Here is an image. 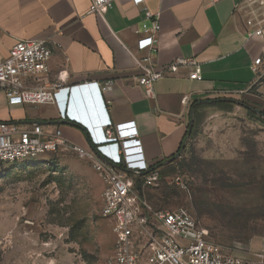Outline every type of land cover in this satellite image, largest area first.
<instances>
[{
    "label": "crops",
    "instance_id": "obj_1",
    "mask_svg": "<svg viewBox=\"0 0 264 264\" xmlns=\"http://www.w3.org/2000/svg\"><path fill=\"white\" fill-rule=\"evenodd\" d=\"M89 2L0 0V55L18 40H45L52 55L41 83L61 85L54 104L9 105L0 92V120L41 124L48 132L59 127L69 141L113 163L119 144L106 139L105 128L134 121L145 163L161 170L181 150L192 103L264 88V38L250 37L254 28L246 25L264 18V0H114L103 16L90 12ZM145 10L157 13L160 25L150 54L164 75L153 98L144 96L127 51L146 52L136 48L143 24H150ZM191 59L199 65L197 79L189 78ZM107 81L113 87L103 92Z\"/></svg>",
    "mask_w": 264,
    "mask_h": 264
},
{
    "label": "rangeland",
    "instance_id": "obj_2",
    "mask_svg": "<svg viewBox=\"0 0 264 264\" xmlns=\"http://www.w3.org/2000/svg\"><path fill=\"white\" fill-rule=\"evenodd\" d=\"M249 91L201 102L179 156L141 188L151 208H187L211 241L242 256L259 250L264 228V122L242 105L264 111V88ZM101 191L73 151L2 165L0 264H105L114 234L99 214Z\"/></svg>",
    "mask_w": 264,
    "mask_h": 264
},
{
    "label": "built area",
    "instance_id": "obj_3",
    "mask_svg": "<svg viewBox=\"0 0 264 264\" xmlns=\"http://www.w3.org/2000/svg\"><path fill=\"white\" fill-rule=\"evenodd\" d=\"M114 0H90L89 11L99 16L112 6ZM216 1V0H212ZM140 5L143 0H132ZM150 24H143V36L136 41L141 56L127 49L140 74L137 83L145 97H154V83L164 75L156 69L150 51L154 34L160 29L158 14L145 10ZM247 26L254 29L248 35L264 38V18H249ZM52 46L45 40L23 39L13 43L7 54L0 55V92L9 105L54 104L61 85L41 83L48 71ZM180 59L178 63H183ZM192 67L189 78L197 79L198 62L188 61ZM261 58L253 60L252 70L258 71ZM111 81L101 84V90L110 91ZM107 140L119 144V159L113 163L101 157L94 149L76 145L65 138L59 127L45 131L41 124H21L0 120V167L35 158L42 154L73 151L87 159L104 187L101 192L99 214L112 224L114 241L105 264H264V228L259 236V250L238 255L210 240L208 231L185 207L172 210L153 209L134 187L139 179L143 186L159 183V169L150 168L144 161L134 121L109 125L105 128ZM173 182L184 192L189 190L188 178L175 174Z\"/></svg>",
    "mask_w": 264,
    "mask_h": 264
},
{
    "label": "trees",
    "instance_id": "obj_4",
    "mask_svg": "<svg viewBox=\"0 0 264 264\" xmlns=\"http://www.w3.org/2000/svg\"><path fill=\"white\" fill-rule=\"evenodd\" d=\"M217 104H218V102H217ZM201 105V103H198V104H196L195 102L194 103H192L191 104V108H193L194 109V116L196 117V115H197V108L199 107ZM263 111V110H262ZM264 112V111H263ZM247 113L250 115V116H253V117H256L257 119H259V120H261L262 122H264V120L260 117V116H258L257 114H255L254 112H252L250 109H247ZM194 124H195V122H194ZM194 124H193V127H192V129H191V131H190V133L193 131V128H194ZM188 127H189V124L187 125V129H188ZM186 135H187V132H186ZM167 161V159H163V160H161V161H159L158 162V164L159 165H162L164 162H166ZM172 163V161L171 162H169L167 165H170ZM166 166V165H165ZM160 172V171H159ZM143 187V185L141 184V182H140V180L139 179H136L135 180V188L138 190V193L142 196V197H144L145 198V196L142 194V192H141V188ZM146 199V198H145ZM148 203V202H147ZM149 204V203H148ZM150 206V205H149Z\"/></svg>",
    "mask_w": 264,
    "mask_h": 264
},
{
    "label": "water",
    "instance_id": "obj_5",
    "mask_svg": "<svg viewBox=\"0 0 264 264\" xmlns=\"http://www.w3.org/2000/svg\"><path fill=\"white\" fill-rule=\"evenodd\" d=\"M246 109H250L252 112H254L255 114H257L258 116H260L263 120H264V112L261 110V109H257V108H254V107H251L249 105H246V104H242ZM193 119H194V109L192 108L189 112V127L187 129V135L185 137V140L181 146V149L183 148L184 144H185V141L188 137V135L190 134V131L192 129V126H193ZM181 151V150H180ZM180 151H178L175 155H173V157L170 158V161H173L176 157L179 156L180 154ZM167 162V163H169Z\"/></svg>",
    "mask_w": 264,
    "mask_h": 264
}]
</instances>
